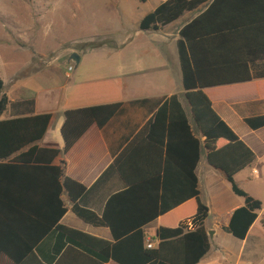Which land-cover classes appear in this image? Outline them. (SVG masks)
Segmentation results:
<instances>
[{
	"label": "trees",
	"instance_id": "obj_1",
	"mask_svg": "<svg viewBox=\"0 0 264 264\" xmlns=\"http://www.w3.org/2000/svg\"><path fill=\"white\" fill-rule=\"evenodd\" d=\"M203 7L204 12L181 31L178 41L191 118L178 95L137 102L155 116L115 159L113 167L128 189L109 200L102 217L80 205L88 189L68 177L66 161L54 163L67 156L92 127L104 129L124 104L66 112L61 132L64 150L38 146L52 115L0 122V264H47L41 246L55 232L61 243L51 264H200L211 250L205 227L210 208L201 200L197 177L204 155L210 166L225 174L233 192L245 199L246 206L234 213L226 231L240 240L247 238L263 203L241 189L235 178L254 165L257 155L215 111L207 90L252 81L251 67L264 62L259 54L264 0H169L143 20L141 30L159 31ZM207 22L216 33L227 29L231 36H190ZM4 90L0 78V118L10 105ZM258 91L264 96V81ZM246 123L259 130L264 128V116ZM145 136L161 146L162 158L166 155L161 161L164 175L143 179L141 166L130 160L124 166ZM64 196L84 222L109 228L115 242L63 225L68 213ZM191 202L194 211L187 209ZM184 206L189 217L178 228H160L157 248L148 249L143 228Z\"/></svg>",
	"mask_w": 264,
	"mask_h": 264
},
{
	"label": "crops",
	"instance_id": "obj_2",
	"mask_svg": "<svg viewBox=\"0 0 264 264\" xmlns=\"http://www.w3.org/2000/svg\"><path fill=\"white\" fill-rule=\"evenodd\" d=\"M167 1L169 0L140 2V5H133L134 10L131 12L121 8V14L127 22L119 35L124 37L118 40L116 47L106 50L105 53L117 58L126 57L127 64L107 66L102 71L97 68L98 73L89 75L90 67L84 64L85 52L76 51L75 55L79 57V63L72 57L71 64L75 63L78 70L75 68L74 75L71 74L68 78V69L66 77L69 82L59 87L49 81L50 67L54 64L52 55L38 47L31 48L32 60L26 67L9 72L6 63H2L3 66L0 68V78L5 85L4 94L10 101L8 110L0 118V122L52 115L49 130L44 139L38 143L40 148L64 150L65 142L61 132L65 124L66 112L124 104L121 113L104 129L98 126L92 127L67 156L61 155L54 163L61 165L64 160L66 161L68 177L88 189L79 202L80 205L100 217L104 215L109 200L128 189V184L113 167L115 159L155 116L150 109L137 105V102L178 95L191 118V107L185 97L178 41L181 39V31L196 20L204 12L205 7L186 13L178 21L159 31H142L143 20ZM145 7L150 9L144 11ZM209 23L211 22L192 30L190 36H231L227 29L223 31L224 33H216ZM144 35L148 36V40L144 38V44L138 46V40L146 37ZM259 36H261L259 54L264 55L262 50L264 29L259 30ZM19 40L21 46L13 49V55L21 54L22 49L27 48V43L22 38ZM151 44L153 48L150 47ZM171 44H176V49H170ZM68 53L65 54L70 57ZM42 74H46L48 82L40 87H34L35 91L29 93L28 89ZM251 74L250 83L207 90L215 111L257 155L254 165L236 176L237 184L239 178L250 169L252 172L253 169H259L261 172L259 178L254 177L256 182L264 179V128L253 130L246 123L247 119L264 116V96L258 91V84L264 81V62L251 67ZM160 148V145L145 136L124 160V166L128 165L129 160L141 166L143 175L139 176L143 179L158 174L164 175L165 166L161 161L165 160L166 155L161 157ZM204 157L206 164L202 163ZM204 157L198 165L197 177L201 200L210 208L205 227L210 237L211 250L200 264H264V188L260 187L259 195L249 191L252 197L263 203V209L258 212V218L249 230L247 238L240 240L234 237L226 229L230 226L234 213L246 206L245 199L234 192L231 194L232 185L227 181L225 174L210 166L206 155ZM142 195L144 197L146 194ZM64 201L68 213L61 221L63 225L108 242H115L109 228L87 224L73 212V205L68 196H64ZM187 205V209L194 211L193 202ZM185 207L160 217L144 227L146 244L152 241L156 247L158 246L160 228H178L181 221L189 217L186 216ZM60 239V235L55 232L41 246L47 264L52 263L55 251L61 243ZM109 264L117 263L112 261Z\"/></svg>",
	"mask_w": 264,
	"mask_h": 264
},
{
	"label": "rangeland",
	"instance_id": "obj_3",
	"mask_svg": "<svg viewBox=\"0 0 264 264\" xmlns=\"http://www.w3.org/2000/svg\"><path fill=\"white\" fill-rule=\"evenodd\" d=\"M134 4L141 3L138 0H0V68L2 63H6L9 72L26 67L32 60L31 48L38 47L52 55L54 64L50 67L49 81L59 87L69 82L66 77L69 67L76 68L75 63L71 64L76 51L85 52L84 64L90 67L89 75L98 73L97 68L102 71L107 66L127 64L126 57H112L105 51L116 47L124 37L119 35L127 22L121 8L131 12ZM148 9L145 7L144 11ZM144 36L138 40V46L144 44V38L148 40ZM20 38L27 48L13 55V49L21 46ZM150 47L153 48L152 44ZM170 49H176V44H171ZM47 82L46 74H42L28 89L29 93ZM202 163H207L205 157ZM252 173L251 169L246 171L238 185L247 193L259 195L264 179L256 182ZM230 192L234 194L231 189Z\"/></svg>",
	"mask_w": 264,
	"mask_h": 264
},
{
	"label": "built area",
	"instance_id": "obj_4",
	"mask_svg": "<svg viewBox=\"0 0 264 264\" xmlns=\"http://www.w3.org/2000/svg\"><path fill=\"white\" fill-rule=\"evenodd\" d=\"M74 69H75V68H74L73 66H71V67L69 68L68 78L71 77V74L74 72ZM253 175H254L256 178H259V177L261 176V172H260V170H259V169H253ZM147 248L150 249V250H153V249H155V248H157V247H156V245H155L154 242L149 241V242L147 243Z\"/></svg>",
	"mask_w": 264,
	"mask_h": 264
},
{
	"label": "water",
	"instance_id": "obj_5",
	"mask_svg": "<svg viewBox=\"0 0 264 264\" xmlns=\"http://www.w3.org/2000/svg\"><path fill=\"white\" fill-rule=\"evenodd\" d=\"M73 58L79 63V57H77L76 55H74Z\"/></svg>",
	"mask_w": 264,
	"mask_h": 264
}]
</instances>
